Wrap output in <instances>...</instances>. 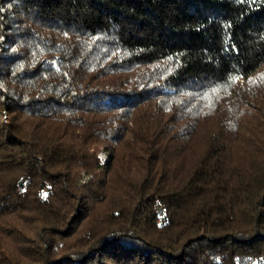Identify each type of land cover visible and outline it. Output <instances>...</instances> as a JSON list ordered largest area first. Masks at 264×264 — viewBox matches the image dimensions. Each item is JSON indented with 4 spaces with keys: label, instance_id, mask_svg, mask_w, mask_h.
<instances>
[{
    "label": "trees",
    "instance_id": "trees-1",
    "mask_svg": "<svg viewBox=\"0 0 264 264\" xmlns=\"http://www.w3.org/2000/svg\"><path fill=\"white\" fill-rule=\"evenodd\" d=\"M0 264H264V0H0Z\"/></svg>",
    "mask_w": 264,
    "mask_h": 264
},
{
    "label": "rangeland",
    "instance_id": "rangeland-1",
    "mask_svg": "<svg viewBox=\"0 0 264 264\" xmlns=\"http://www.w3.org/2000/svg\"><path fill=\"white\" fill-rule=\"evenodd\" d=\"M101 157L103 158L104 162L107 161V157H106L105 153H102V154H101Z\"/></svg>",
    "mask_w": 264,
    "mask_h": 264
}]
</instances>
